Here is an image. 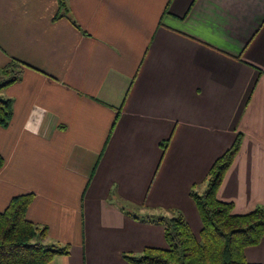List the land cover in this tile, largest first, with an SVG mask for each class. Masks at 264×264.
Listing matches in <instances>:
<instances>
[{
    "label": "crops",
    "instance_id": "obj_1",
    "mask_svg": "<svg viewBox=\"0 0 264 264\" xmlns=\"http://www.w3.org/2000/svg\"><path fill=\"white\" fill-rule=\"evenodd\" d=\"M64 2L0 0V68L23 69L1 92L0 212L34 195L27 219L71 245L49 264L165 249L143 215L180 210L198 237L190 192L238 136L217 198L239 215L264 206V0ZM245 257L264 264V237Z\"/></svg>",
    "mask_w": 264,
    "mask_h": 264
},
{
    "label": "trees",
    "instance_id": "obj_2",
    "mask_svg": "<svg viewBox=\"0 0 264 264\" xmlns=\"http://www.w3.org/2000/svg\"><path fill=\"white\" fill-rule=\"evenodd\" d=\"M58 1L60 10L65 8L64 0ZM22 75L20 63L14 60L0 68L1 127H7L13 117V100L1 92L20 81ZM240 145L241 137L238 136L211 166L202 193L196 185L190 192L201 217L199 237L180 210H173L169 216H138L139 221L163 226L168 248L147 247L140 254L125 253L123 258L130 264H256L246 260L245 249L259 244L264 237V206L239 215L234 213L232 203L217 198L224 174L232 165ZM4 164L0 154V169ZM33 197V194L15 196L0 212V264H49L57 256L70 254L71 245L49 244L47 227L27 219Z\"/></svg>",
    "mask_w": 264,
    "mask_h": 264
},
{
    "label": "clouds",
    "instance_id": "obj_3",
    "mask_svg": "<svg viewBox=\"0 0 264 264\" xmlns=\"http://www.w3.org/2000/svg\"><path fill=\"white\" fill-rule=\"evenodd\" d=\"M25 130L31 132L34 135L38 134V128L33 126V122L31 119L25 124Z\"/></svg>",
    "mask_w": 264,
    "mask_h": 264
},
{
    "label": "rangeland",
    "instance_id": "obj_4",
    "mask_svg": "<svg viewBox=\"0 0 264 264\" xmlns=\"http://www.w3.org/2000/svg\"><path fill=\"white\" fill-rule=\"evenodd\" d=\"M205 187H206V185H205ZM202 189L204 190V188H202ZM203 190H201V188L198 189V191H199L200 193H202ZM122 208H123V207H122ZM131 209H132V208H131ZM126 212L129 213V210H126ZM171 215H172V211H171ZM191 221H192V220H191ZM191 223H192V222H191ZM192 225H193L194 227H196L193 223H192ZM197 231H198V229L196 230V233H197V235H198V237H199L200 234H198ZM34 241H37V239H35ZM166 248H168V244L166 245L165 249H166Z\"/></svg>",
    "mask_w": 264,
    "mask_h": 264
}]
</instances>
